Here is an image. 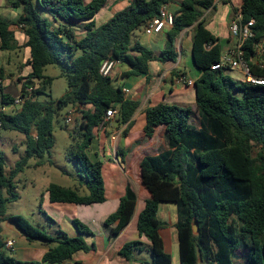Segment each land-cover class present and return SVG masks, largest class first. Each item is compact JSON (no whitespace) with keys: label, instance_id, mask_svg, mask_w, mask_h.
I'll return each mask as SVG.
<instances>
[{"label":"trees","instance_id":"16d2710c","mask_svg":"<svg viewBox=\"0 0 264 264\" xmlns=\"http://www.w3.org/2000/svg\"><path fill=\"white\" fill-rule=\"evenodd\" d=\"M5 1L9 8L21 12L11 21L0 17V51L14 50L16 38L11 25L21 26L30 71L21 84L18 96L23 104L19 109L4 110L15 98L4 94L0 87V129L21 133L26 150L9 177L4 176L0 151V222L4 217L26 240L51 247L40 261L23 262L11 255L0 238V264H61L77 252L90 250L81 236L69 238L58 232L50 237L21 216L5 217L6 202L16 199L11 178L29 158L40 157L53 146L54 119L61 109L72 108L78 115L74 119L77 140L67 158L75 162L80 187L88 193L80 195L71 188L52 184L46 190L48 200L85 206L102 203L103 163L92 161L86 149L95 130L104 125L108 109L116 111L120 122L129 127L139 103L126 98L123 89L112 84L113 78L103 77L100 66L105 60H115L128 67L125 76L147 75L151 61H176L174 41L185 29L192 31L191 56L200 73L193 82L195 108L159 103L145 110V136L152 137L156 127L164 126L166 149L155 156H144L139 162L140 181L150 198L138 214L137 231L150 243L152 264H170L159 235L157 211L160 203H173L179 264H233V255L240 250L246 255L244 264H264V86L236 82L225 71L210 69L221 53L217 38L206 28L203 18L213 0H177L173 24L163 29L166 42L158 55L132 43L130 34L174 0H131L98 26L94 18L106 0ZM234 11L242 22H254L252 36L242 46L243 58L252 75L264 78V66L260 65L264 58L259 61L255 55V45L264 40V0H239ZM80 23L82 35L72 28ZM58 62L62 63L60 71L67 93L56 101L40 102L37 96L45 93L52 82L43 74L44 68ZM236 90L242 92L239 99L232 94ZM134 201L135 195L127 189L117 210L102 225L108 227L127 219ZM193 219L198 224L197 235L191 232ZM74 224L80 235H93L85 225L77 221ZM137 244L126 243L119 255L128 258Z\"/></svg>","mask_w":264,"mask_h":264},{"label":"crops","instance_id":"0c3cea01","mask_svg":"<svg viewBox=\"0 0 264 264\" xmlns=\"http://www.w3.org/2000/svg\"><path fill=\"white\" fill-rule=\"evenodd\" d=\"M230 1L213 0L212 7L215 9L220 2L230 3ZM128 3V0H106L104 7L100 10L101 12L99 11L100 15L99 12L97 14L100 17L98 20L105 22L116 9L123 8ZM172 3L177 6V11V0ZM230 5V9L231 7L232 9L235 8L232 4ZM3 7L8 8L6 1L0 0V11ZM103 9L104 11H102ZM20 12V9H18L14 16V12L9 11L7 18L4 20H14ZM234 13V9L233 14H231V11L228 12L224 23L219 24V26L211 25L213 29H210L212 18H209V21L204 19L206 28L217 38L221 52L235 44V40L230 38L227 28ZM222 26H225V28ZM72 28L76 34H83V23L76 24ZM11 30L15 33L19 30L22 31L16 25H11ZM188 30L182 31L174 41L175 62L151 61L148 64L147 75L139 76H125L128 67L122 71L117 68L119 63L114 68L113 80L117 81L115 86L128 89L129 92L124 94L125 97L137 101L139 105L131 118L129 127H127V123L122 124L120 122L117 112L114 111V117L104 123L103 127L95 130V136L86 150V154L92 161L103 163L102 177L105 200L102 203L86 206L53 204L49 202L47 192L42 196L39 206L40 212L54 226L53 236H56L58 232L69 238L81 236L90 247V250L77 252L61 264H152L150 243L143 235H139L136 228L138 214L143 209L145 201L150 198V194L140 181L139 162L144 156L159 154L166 149V145L164 142V126L156 127L152 137L145 136L143 131L144 115L148 107L159 103L195 108L193 84L187 85L176 82V78L179 76H183L186 80L192 82L200 76L199 71L193 65L191 56L192 33L188 36L183 35ZM20 34L23 36V33L20 32ZM163 35L164 31L154 35L159 40V50V43L163 44L164 41ZM146 48L153 51L149 46H146ZM158 53L155 54L158 55ZM231 71H237L240 74L239 81L236 82L243 81L244 76L239 70ZM124 132L126 133L124 134ZM127 189L135 195V201L128 218L123 221L117 220L110 226L104 227L102 225L103 220L117 210L119 200L126 194ZM157 219L160 223L159 235L163 242L164 252L170 256V264L171 259L175 264L173 255L176 253L178 260L176 264H179L178 239L175 227L177 223L176 205L173 203H160ZM75 221L85 225L93 235H80L74 224ZM7 223L4 228L7 231L6 238L1 240L3 242L7 240L14 241V249L11 251V255L23 262L40 261L51 245L40 241H28L9 222ZM129 242H137L138 244L128 258L121 257L119 255L120 249ZM245 259V253L240 250L233 255V264H244Z\"/></svg>","mask_w":264,"mask_h":264},{"label":"rangeland","instance_id":"374dc122","mask_svg":"<svg viewBox=\"0 0 264 264\" xmlns=\"http://www.w3.org/2000/svg\"><path fill=\"white\" fill-rule=\"evenodd\" d=\"M88 0H85L87 3ZM232 6H237L239 0H231L230 3L220 2L219 5L211 7L209 12L204 13L205 21H209L212 18V24L210 29H213L211 25H218L224 23L225 17L228 12L233 14ZM224 7V8H223ZM177 6L170 2L167 6V10L174 14ZM13 11L14 16L18 9L1 8L0 17L7 18L8 12ZM104 11V9L102 10ZM101 12V11H100ZM99 12V15H100ZM42 16L45 14L41 13ZM100 17L95 16L94 24L96 26L101 25L103 20H98ZM15 20V19H14ZM225 28V26H222ZM144 25L139 26L130 34V40L132 43L138 42L142 46H149L154 53L160 52L165 47L166 36L163 35V44L159 43L160 50L158 48V39L153 35L147 36L143 32ZM216 30V29H214ZM213 30V31H214ZM22 31L14 32L16 38V45L14 50L10 52L0 51V80L1 88L4 94L16 98L21 89V84L24 82V78L27 77L30 69L26 66V60L28 58V50L24 46V37ZM192 31L189 29L184 32V36H188ZM78 54V52L76 53ZM62 63H55L48 65L44 68L43 74L52 78V82L46 87L45 93L37 96V100L40 102L56 101L61 96L67 93V84L65 78L61 75L60 65ZM117 68L124 71L127 68L125 64L119 63ZM232 80L239 81L240 74L237 71H225ZM21 81H20V80ZM116 80H113L112 84L115 86ZM35 85L38 82H34ZM129 85V84H128ZM236 98H241L242 92L236 90L233 93ZM68 110L61 109L57 117L53 122L52 137L53 146L42 154L40 157H31L27 160L20 172L11 178L12 192L16 195V199L13 201H7L5 204V217L11 215H18L24 218L29 224L42 230L46 235L54 237L53 225L45 216L40 212L41 198L45 195L49 185H58L62 187L71 188L76 190L80 195H86L88 191L80 187V173L76 167L75 162L72 159L67 158V153L77 140L75 134L76 126L75 120L65 123V118ZM194 123H197V119H193ZM111 128V126H109ZM24 136L21 133L2 130L0 129V151L4 157V176L9 177L11 171L14 169L15 164L22 160L26 156ZM87 150V149H86ZM4 197H7L5 191L2 192ZM2 218L0 238L4 240L7 235V231L4 228L7 226L8 221H4ZM174 256V263H178L176 253ZM171 264H173L171 259Z\"/></svg>","mask_w":264,"mask_h":264},{"label":"built area","instance_id":"2783aa9c","mask_svg":"<svg viewBox=\"0 0 264 264\" xmlns=\"http://www.w3.org/2000/svg\"><path fill=\"white\" fill-rule=\"evenodd\" d=\"M131 1V0H128ZM222 1H229V0H222ZM174 14L168 12L167 5H163L159 9V14L157 17L153 18L149 22H147L144 26L143 32L147 36H152L155 34H159L163 31L165 27H171L173 24ZM253 20H249L247 22H242L239 14L236 12L234 13L233 17L231 18L227 28H228V34L230 38L235 40V44L220 53V59L217 63L211 65L210 69L215 70H239L243 77V82L251 85H262L264 86V78L256 77L252 75L249 71L248 64L243 58V51L242 46L243 43L252 36V30L251 27L253 26ZM19 29H21V26H18ZM256 50V57L259 61H261V58H264V40L257 43L255 45ZM261 63V62H259ZM118 64L115 60H105L102 62L99 72L103 77H109L113 78V72L115 66ZM261 66H264V63L260 64ZM176 82L178 83H185L187 85L193 84L192 81L186 80L183 76H179L176 78ZM0 87H1V80H0ZM31 88H27L26 91L30 92ZM129 92L128 89H123V93L127 94ZM23 104V99L17 96L13 102L8 105L4 110L6 112H11L13 110L19 109ZM115 115L114 110L108 109L105 112V115L103 117V123H106L110 119H112ZM77 112L74 109H69L66 118L65 123L68 124L70 121L74 120L75 117H77ZM104 125L101 124L99 127H103ZM4 246L7 250L12 251L14 249V241L7 240L4 242Z\"/></svg>","mask_w":264,"mask_h":264},{"label":"water","instance_id":"95a60500","mask_svg":"<svg viewBox=\"0 0 264 264\" xmlns=\"http://www.w3.org/2000/svg\"><path fill=\"white\" fill-rule=\"evenodd\" d=\"M191 232L193 235H197L198 234V224H197V221L196 219H193L191 221ZM200 262V258L198 260Z\"/></svg>","mask_w":264,"mask_h":264}]
</instances>
